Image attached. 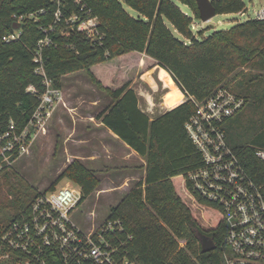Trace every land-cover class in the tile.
<instances>
[{
    "label": "trees",
    "instance_id": "obj_1",
    "mask_svg": "<svg viewBox=\"0 0 264 264\" xmlns=\"http://www.w3.org/2000/svg\"><path fill=\"white\" fill-rule=\"evenodd\" d=\"M124 1L140 16H132L122 0H62L61 4L56 0H0V135L12 122L21 131L33 117L40 98L28 87L33 85L39 93L46 89L44 76L35 71L38 63L34 58L40 40L50 38L52 41L42 49L47 77L62 88L65 75L85 70L111 98L97 119L146 160L144 180L112 207L106 218L122 223V229L105 233L118 247L117 257L134 264H225L224 214L217 203L195 192L188 178L190 171L203 165L202 153L186 129L196 109L190 96L204 100L226 81L222 86L244 98L242 107L222 126L228 144L246 170L264 186V161L255 155L257 148H264V19L250 18L199 39L193 31L192 16L179 5L191 6L200 18L197 0ZM212 1L217 14L247 11L244 0ZM58 8L62 16L55 22ZM87 8L99 18L96 39L66 22L73 13L84 15ZM30 13L33 16H28ZM14 14L25 16L20 36L5 41L3 37L14 32ZM166 20L184 39L175 35ZM108 64L114 70L110 78L105 71ZM244 64L255 71H240L226 80ZM156 66L166 69L178 86L164 76L171 87L165 103L171 106L180 102L182 92L186 98L151 118L141 109L131 84L137 72L143 75ZM128 70L134 76H127ZM17 158L15 154L13 159ZM11 169L0 172V194L7 186L11 195L10 200L0 199V235L14 221L30 217L36 197L55 189L61 179L68 178L81 187L80 204L100 184L96 173L79 160L69 164L44 191ZM187 194L213 212H203L211 222L208 230L184 201ZM149 209V217L132 213ZM199 232L213 239L215 249L203 252Z\"/></svg>",
    "mask_w": 264,
    "mask_h": 264
},
{
    "label": "built area",
    "instance_id": "obj_2",
    "mask_svg": "<svg viewBox=\"0 0 264 264\" xmlns=\"http://www.w3.org/2000/svg\"><path fill=\"white\" fill-rule=\"evenodd\" d=\"M56 1L62 3V0ZM40 11L45 13L44 9ZM61 16L62 11L58 8L55 22L60 21ZM24 17L13 15L19 23ZM256 18L264 19V7L256 13ZM66 22L92 39L100 33L99 18L89 8L84 15L73 13ZM19 36L20 28L3 39L11 41ZM51 41L50 38L40 40L34 58L38 63L35 71L44 76L46 89L39 93L33 85L28 87L40 98L33 117L21 131H17L12 122L0 135V172L12 167L30 150L38 133L46 132L52 111L63 100L62 88L56 87L47 77L43 64L42 49ZM190 97L196 109L187 121L186 129L202 153L203 165L190 171L188 178L195 192L217 203L224 214V263L264 264V186L246 170L228 144L222 126L225 119L242 107L244 98L226 86L201 101ZM15 154H18L17 159H13ZM255 155L264 161V148H257ZM81 199V187L69 182L37 196L30 217L14 221L0 235V264H134L127 258H118V247L105 236V233L122 229L119 219L104 220L92 231L82 229L75 222L72 214Z\"/></svg>",
    "mask_w": 264,
    "mask_h": 264
},
{
    "label": "rangeland",
    "instance_id": "obj_3",
    "mask_svg": "<svg viewBox=\"0 0 264 264\" xmlns=\"http://www.w3.org/2000/svg\"><path fill=\"white\" fill-rule=\"evenodd\" d=\"M122 2L124 8L132 16H140V13L127 5L124 0ZM244 2L247 11L243 13L216 14L207 22H203L200 18H197L196 11L191 6L180 2L179 5L182 10L192 16L193 31L200 39L215 30H227L236 23L256 18V13L264 7V0H244ZM166 23L177 37L184 39L174 29L170 21L166 20ZM202 32L203 34H201ZM106 70L108 71L107 77L110 78L112 72H114L113 67L108 64ZM249 70L255 71V69H252L247 64L240 65L228 74L226 80L240 71L247 72ZM126 73L127 76H134V73L129 70ZM161 74L163 73H160V83L154 85L156 101H159L165 90L169 88L166 82L163 86V82L161 81H163L165 75ZM140 76L141 74L137 72L133 81ZM62 83L63 100L52 111L46 125V132H40L34 137L30 144V150L22 154L14 162L11 170L18 172L19 175L23 176L39 191H44L59 178L62 172L74 160H79L83 163V157L86 160L91 159L92 163L89 165L83 164L88 168H93L91 170L100 179V184L75 209L72 217L82 229L92 231L106 220L112 207L118 205L140 180H144L139 179L142 177L140 169L142 166L139 162L131 161V163L128 160H124L123 155L121 156L118 153V149L115 153L104 154L106 147L102 145L97 136L100 140H103L102 138L105 137L107 140L109 138L102 131H97L96 129L89 131L93 127L89 126L88 122L93 120V118L96 119L97 114L107 108L111 102V98L91 81L87 72L82 70L65 75ZM146 88L148 91L153 92L149 86ZM166 106L168 105L166 104ZM90 115L93 117L91 118ZM92 156L93 158H91ZM132 174H138V176L132 177ZM68 182L76 185L70 179L63 178L58 182L57 186H64ZM7 197L10 200L11 195L7 193V186H4L0 199L3 198L4 200ZM183 199L191 208L201 226L205 230H208L211 222L203 216V212L207 210V207L198 203L192 195L187 194ZM207 212L213 213L210 210H207ZM132 213L135 217L142 215L149 217L151 216L152 209L142 212L132 210ZM180 240L181 244L185 243V240Z\"/></svg>",
    "mask_w": 264,
    "mask_h": 264
},
{
    "label": "crops",
    "instance_id": "obj_4",
    "mask_svg": "<svg viewBox=\"0 0 264 264\" xmlns=\"http://www.w3.org/2000/svg\"><path fill=\"white\" fill-rule=\"evenodd\" d=\"M144 58H141V61H143ZM161 70V71H160ZM163 71L166 73L164 74ZM163 73L161 75H167L169 76V78L171 79V81L173 82V84L178 88V86L175 84V82L173 81L171 74L164 68L160 67V66H156L153 69H151L150 71L144 73L143 75H141L140 77L136 78L131 86L137 91L138 96H139V105L141 107V109L143 111H145L151 118L156 117L157 115L163 113L164 111H166L167 109H171L173 107H175L176 105H178L179 103H181L185 98L186 95L182 92L183 94V98L180 102L171 105V106H166V103L164 102V98L165 95L171 91V87L169 86V88L167 90H165V92L163 93V95L160 97L159 101H156L155 99V87L154 85L157 83H160V73ZM163 86L165 83V78H163ZM166 85H168L166 83ZM147 86H149L152 91H148V89L146 88ZM90 117L92 118L93 116L90 115ZM89 126H92V130L89 131H93L94 129H96L97 131H102L109 139L107 140L106 137L102 138L103 140H100V138L97 136L98 140L100 142H102V145H104L106 147V150L104 152L105 153H115V151L118 149V153L121 154V156L123 155L124 160H128V162H139L140 165L142 166L140 169L142 171V177L139 179H144L145 175H146V160L141 157L137 151H135L134 149H132L128 144H126L123 140H121L113 131H111L109 128L105 127V125L99 120L93 118V120H91L90 122H88ZM116 148V149H114ZM93 158V156L91 157ZM84 164H90L92 163L91 159L86 160L85 157H83L82 159ZM131 162V163H132ZM90 169H93L92 167ZM137 175L132 174V177H137Z\"/></svg>",
    "mask_w": 264,
    "mask_h": 264
},
{
    "label": "water",
    "instance_id": "obj_5",
    "mask_svg": "<svg viewBox=\"0 0 264 264\" xmlns=\"http://www.w3.org/2000/svg\"><path fill=\"white\" fill-rule=\"evenodd\" d=\"M197 3H198L199 13H200V19L203 22L209 21L213 16L217 14L216 8L212 0H197ZM20 27H21V23L19 22L13 23L14 29H19ZM199 237L201 240L203 252H208V251L215 249L216 245L212 238H210L209 236L201 232H199Z\"/></svg>",
    "mask_w": 264,
    "mask_h": 264
}]
</instances>
